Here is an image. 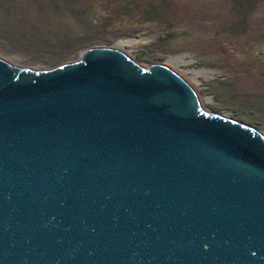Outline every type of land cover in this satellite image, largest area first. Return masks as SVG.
Listing matches in <instances>:
<instances>
[{
    "label": "water",
    "instance_id": "obj_1",
    "mask_svg": "<svg viewBox=\"0 0 264 264\" xmlns=\"http://www.w3.org/2000/svg\"><path fill=\"white\" fill-rule=\"evenodd\" d=\"M0 264H264V135L114 47L0 58Z\"/></svg>",
    "mask_w": 264,
    "mask_h": 264
},
{
    "label": "rangeland",
    "instance_id": "obj_2",
    "mask_svg": "<svg viewBox=\"0 0 264 264\" xmlns=\"http://www.w3.org/2000/svg\"><path fill=\"white\" fill-rule=\"evenodd\" d=\"M95 46L166 64L204 111L264 135V0H0V58L12 65L48 70Z\"/></svg>",
    "mask_w": 264,
    "mask_h": 264
},
{
    "label": "bare ground",
    "instance_id": "obj_3",
    "mask_svg": "<svg viewBox=\"0 0 264 264\" xmlns=\"http://www.w3.org/2000/svg\"><path fill=\"white\" fill-rule=\"evenodd\" d=\"M175 60L178 61V62H179V61H184V59H182L181 57H178V58H176Z\"/></svg>",
    "mask_w": 264,
    "mask_h": 264
}]
</instances>
